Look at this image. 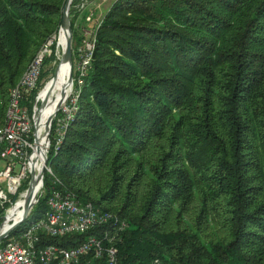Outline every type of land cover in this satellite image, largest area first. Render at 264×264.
I'll return each instance as SVG.
<instances>
[{"label":"trees","instance_id":"trees-1","mask_svg":"<svg viewBox=\"0 0 264 264\" xmlns=\"http://www.w3.org/2000/svg\"><path fill=\"white\" fill-rule=\"evenodd\" d=\"M65 2L0 0V125L12 87L55 36L41 80L53 70ZM75 17L72 7L74 56ZM50 138L55 177L127 221L112 242L118 264H264V0L114 1L77 110L62 141L55 124ZM53 182L46 172V194L10 236L45 216ZM106 230L41 233L40 245Z\"/></svg>","mask_w":264,"mask_h":264},{"label":"built area","instance_id":"built-area-1","mask_svg":"<svg viewBox=\"0 0 264 264\" xmlns=\"http://www.w3.org/2000/svg\"><path fill=\"white\" fill-rule=\"evenodd\" d=\"M72 4L76 19L80 16L84 19V23L81 24L77 19L74 24L82 38L76 50L79 60L71 87V90L73 87H77V90L74 99L68 101L70 107L64 104L59 110L61 115H58V112L54 115L48 140L45 136V122L42 131L40 128L41 147L47 156L51 147L50 136L53 124L60 143L69 121L73 118V113L77 110L81 88L92 65L97 31L103 22L98 21L95 0H73ZM55 39L54 36L44 43L20 80L12 87L6 117L0 125V206L5 207L9 204L3 219L14 205L25 197L26 190L22 187L30 180L31 161L37 163L41 161L45 165L43 155L41 160L35 155L37 150L34 142L36 109L41 101V89L37 92L32 111L25 101L30 100L31 93L42 83L41 76L45 69V61L52 54L51 47ZM57 53L59 55V51ZM46 172L54 177L55 184L48 196L47 212L44 217L31 221L19 235L11 237L10 233L0 242V264H76L82 257L88 255L97 259L105 258L106 264H118L117 249L112 242L120 230L128 227L127 221L116 213L102 210L92 202L82 201L76 193L67 189L61 180L55 177L49 163L45 165ZM44 193L46 189L43 179L38 197ZM99 225L107 226L104 234L101 236L92 234L77 245L66 246L62 243L40 245L41 233L52 237H63L85 233ZM105 241L111 244L106 245ZM153 264H162V262L160 259H155Z\"/></svg>","mask_w":264,"mask_h":264},{"label":"water","instance_id":"water-1","mask_svg":"<svg viewBox=\"0 0 264 264\" xmlns=\"http://www.w3.org/2000/svg\"><path fill=\"white\" fill-rule=\"evenodd\" d=\"M73 0H66L65 5L62 10V23L60 31H64L66 34V40L65 45L62 50V57L60 58V61L58 63V66L55 70L54 75L56 74V71L58 67L62 64H68L69 65V73H68V82L67 86L72 87L73 83V75H72V61H73V28L71 24V7H72ZM59 40L57 42V45H59ZM62 101L58 104L56 109L48 115V117L45 119V123L43 122L41 115L42 110L45 106L43 99H41L39 106L36 109V119H35V128H34V142L36 144V150L40 154L43 155V161L46 165L48 163V156L45 152V150L42 149L41 143H42V137L40 136V128L41 125L45 124V136L46 139H49L52 121L54 115L62 108L63 104L66 102V99L68 98V95L66 92L62 95ZM37 162L31 161L30 166V180L27 188V194L24 197V205L22 206V215L19 219L13 220L8 227H3L4 223L6 221V216H4V219L0 225V242L3 241L6 237L9 236V234L14 231L17 227H19L21 224L26 222L29 219V216L32 212V209L38 202V193L40 190V187L43 183L44 179V173H45V165H43L42 170L39 171V173H36L35 166Z\"/></svg>","mask_w":264,"mask_h":264},{"label":"bare ground","instance_id":"bare-ground-1","mask_svg":"<svg viewBox=\"0 0 264 264\" xmlns=\"http://www.w3.org/2000/svg\"><path fill=\"white\" fill-rule=\"evenodd\" d=\"M59 58L62 57V48L65 45V40H66V34L64 33V31H61L59 33ZM61 71V70H60ZM59 71V72H60ZM57 73L56 76H53L51 78L50 81H48L45 85V87L41 90V94L40 97L41 99H43L44 101V108L42 110V115L41 118L43 120V122L45 121V119L48 117L49 114H51L56 107L58 106V104L62 101V95L64 94V92H66V94L68 95L70 93L71 87L67 86V82H68V73H69V65L68 64H64L63 69L60 73ZM59 74V75H58ZM64 82H66V86L64 88V90H62V88L60 87ZM52 89H56L57 91V100H55L54 97H52L51 92ZM43 129V124L41 125V131ZM35 155L40 159L42 158V153H37V151H35ZM41 160V159H40ZM43 164L41 163V161H39L36 166H35V170L36 173H39V171L42 170ZM27 194V191L25 192V195ZM24 205V200H19L11 209H10V213L7 215L6 217V221L4 223V227H8V225L13 221V220H17L21 217L23 211H22V206Z\"/></svg>","mask_w":264,"mask_h":264},{"label":"rangeland","instance_id":"rangeland-1","mask_svg":"<svg viewBox=\"0 0 264 264\" xmlns=\"http://www.w3.org/2000/svg\"><path fill=\"white\" fill-rule=\"evenodd\" d=\"M114 1H116V0H95V3H96V5H97V10H96V14H97V17H98V21H103V19H104V17H105V14L107 13V11L109 10V8L111 7V5L114 3ZM72 7H73V4H72ZM71 7V8H72ZM96 7V6H95ZM78 19V18H77ZM76 19V17L74 18V24H75V21L77 20ZM78 21L82 24V23H84V19L82 18V16H80L79 17V19H78ZM78 31V30H77ZM78 34H79V31H78ZM80 35V34H79ZM58 39H59V34H58V36H57V42H58ZM72 47H73V43H72ZM52 50V49H51ZM60 50V48H58V45H57V50H56V57H57V61H53L49 66H47V68H52L53 70H51L50 71V73L42 80V86H41V90L45 87V85H46V83L48 82V81H50L51 80V78L53 77V76H56V74L58 73V70H61L62 71V69H63V66H64V64H62V65H60L59 67H58V69H57V71H56V74L54 75V73H55V70H56V68H57V66H58V63H59V61H60V58H59V55H57L58 53H57V51H59ZM62 50H63V48H62ZM77 50V49H76ZM73 53H74V49H73ZM75 54H76V52H75ZM78 60H79V57H77L76 55L74 56V54H73V61H72V75L74 74V72L76 71V66H77V64H78ZM60 71V72H61ZM59 72V73H60ZM59 75V74H58ZM65 86H66V82H64L60 87L62 88V90H64V88H65ZM76 86V85H75ZM76 88V89H75ZM76 90H77V87H73V90H70V93H69V95H68V98L66 99V102L64 103V104H66L67 105V107H70V106H68V101L71 99V98H73L74 99V95H76L75 93H76ZM51 95H52V97H54L55 98V100H57V91H56V89L54 90V89H52V92H51ZM63 104V105H64ZM61 110V109H60ZM59 112V111H58ZM29 184V183H28ZM28 188V187H27ZM27 188H25V190H27ZM25 190H23L22 192L24 193L25 192ZM41 193V192H40ZM44 194H46V193H44ZM12 236H14V235H11V237Z\"/></svg>","mask_w":264,"mask_h":264}]
</instances>
